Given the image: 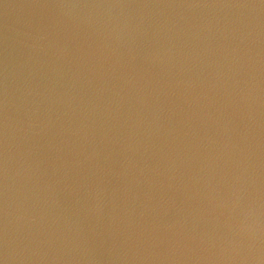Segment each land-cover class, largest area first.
I'll return each instance as SVG.
<instances>
[{
    "label": "water",
    "instance_id": "obj_1",
    "mask_svg": "<svg viewBox=\"0 0 264 264\" xmlns=\"http://www.w3.org/2000/svg\"><path fill=\"white\" fill-rule=\"evenodd\" d=\"M0 264H264V0H0Z\"/></svg>",
    "mask_w": 264,
    "mask_h": 264
}]
</instances>
